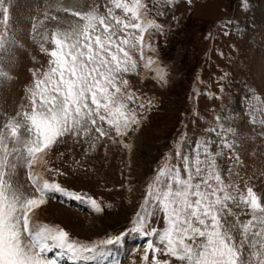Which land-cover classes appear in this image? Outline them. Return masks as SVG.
Segmentation results:
<instances>
[{"label": "snow or ice", "instance_id": "snow-or-ice-1", "mask_svg": "<svg viewBox=\"0 0 264 264\" xmlns=\"http://www.w3.org/2000/svg\"><path fill=\"white\" fill-rule=\"evenodd\" d=\"M175 2L109 0L103 13L95 4L82 10L60 4L57 12L73 19L45 11L44 21L56 26L37 33L33 25L49 61L46 70L33 72L32 85L26 88L29 104H21L15 115L3 113L0 120V264H64L65 257L74 264H120L110 256L109 246L122 244L130 233L148 237L142 264H173V258L175 264H264V193L258 194L247 181L241 188L239 172H233L241 164L236 132L225 128L219 115L214 117L216 125L205 130L217 134L215 151L208 137L191 140L184 125L146 182L139 210L125 231L85 243L38 217L50 192L104 211L96 199L50 180L51 173H64L48 166L47 157L60 138L87 137L93 131L97 139L106 137L131 151L133 145L124 137L137 131L146 112L157 105L133 89L127 74H139L142 67L161 84L167 83L169 70L158 55L149 53H157L156 36L171 30L157 17ZM173 19L179 23V18ZM9 22V10L0 3V61L8 59L16 43ZM7 75L0 69V76ZM225 151L233 161L227 177L218 163ZM21 168L27 186L18 182ZM160 213L164 227H153L151 221ZM243 215L249 218L242 220Z\"/></svg>", "mask_w": 264, "mask_h": 264}, {"label": "rangeland", "instance_id": "rangeland-1", "mask_svg": "<svg viewBox=\"0 0 264 264\" xmlns=\"http://www.w3.org/2000/svg\"><path fill=\"white\" fill-rule=\"evenodd\" d=\"M0 3L9 10V28L16 39L8 59L0 61V69L8 74L0 76V120H3V113L15 115L21 104H29L26 88L32 85L34 70L39 73L47 69L49 56L41 51V41L33 32V25L37 33L56 26L54 22L44 21L45 11L59 15L62 20H71L70 15L57 12V5L75 4L76 10H82L95 4L103 13L109 0H0ZM173 16L179 18L178 24ZM157 19L166 27L170 25L171 30L156 36L157 53L149 55H158L169 75L167 83L161 84L142 67L137 70L139 74H127L133 89L153 98L157 105L146 112L147 119L137 131L124 137L125 143L133 145L131 151L106 137L97 139L93 131L87 137L60 138L47 157L48 166L64 173L60 176L51 173L50 180L82 197L96 199L104 208L103 212H96L90 204L60 192L47 195L46 203L38 209L39 219L63 227L81 242L116 235L130 226L129 221L145 195L146 182L153 176L161 157L172 149V141L184 131V125L191 140L208 137L215 151L219 144L217 134L205 130L216 125L217 115L225 128L236 132V152L241 164L233 172H239L241 188L247 181L258 194L264 193V126L261 124L264 0H246V6L244 0H176L174 6H164L163 15ZM223 21L231 23L223 24ZM46 47L50 49L51 43ZM136 58L141 63L138 54ZM103 126L108 130L106 123ZM110 134L115 135L114 131ZM229 157L230 153L225 151L218 159L225 177L233 164ZM17 179L27 186L23 168ZM248 218L241 216L242 220ZM151 225L163 228V214L153 218ZM147 239L130 233L122 244L109 246L110 256L119 259L120 264H142ZM64 264L74 262L65 257Z\"/></svg>", "mask_w": 264, "mask_h": 264}]
</instances>
